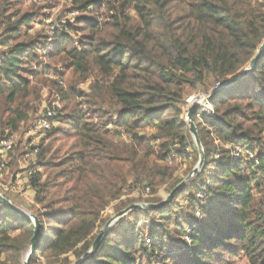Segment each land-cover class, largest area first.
Here are the masks:
<instances>
[{
	"label": "trees",
	"instance_id": "16d2710c",
	"mask_svg": "<svg viewBox=\"0 0 264 264\" xmlns=\"http://www.w3.org/2000/svg\"><path fill=\"white\" fill-rule=\"evenodd\" d=\"M45 1L52 10L60 5ZM23 5L0 2V46L13 43L0 64V151L42 101V89L57 86L54 65L62 66L63 115L38 146L35 168L44 173L29 180L45 209L30 264H75L115 215L159 204L162 190L169 195L183 182L169 164L190 147L188 93L209 92L249 66L264 43V0H73L75 23L52 42L30 34L43 9ZM39 48L49 54L42 58ZM87 82L88 95L77 90ZM212 104L214 119L194 117L205 153L198 175L163 209L131 213L151 223L148 235L122 237L119 223L87 264H155L175 250L166 258L174 264H264V54ZM34 231L32 220L0 202V264H24Z\"/></svg>",
	"mask_w": 264,
	"mask_h": 264
},
{
	"label": "rangeland",
	"instance_id": "374dc122",
	"mask_svg": "<svg viewBox=\"0 0 264 264\" xmlns=\"http://www.w3.org/2000/svg\"><path fill=\"white\" fill-rule=\"evenodd\" d=\"M49 4V3H48ZM24 7L31 8L33 6L29 4H24ZM63 6L62 10H66L68 8V5H63V2L60 0V5ZM39 7V6H38ZM60 11H57L55 13L56 17L58 16ZM59 20V19H57ZM40 21L43 20H38L37 23L35 24V27L33 28L34 31H31L30 34L32 36H36L37 34H41L40 32L45 33L48 35L47 31L44 29L43 24L40 23ZM78 37V36H76ZM1 50V49H0ZM46 66V63L43 64ZM56 68L53 76L55 77H61L64 70L63 67L60 65H54ZM243 72V71H241ZM240 72V73H241ZM55 80V79H54ZM60 81L63 82V85H60L57 83V86H50V84L46 87H44L42 90V101L39 104H33L31 107H33V111L29 114V119L27 122L23 123L22 128L20 129L19 132L12 134L9 138H7L8 141L11 142L12 147L10 151L7 153V156L5 158V168L1 167L0 169V193L6 194L8 191H4L2 186H15V190L10 192L12 193L10 198L14 200L15 205L22 211L25 215L27 216H37L38 212L41 214L44 213L45 209L42 206H39L35 202V192L31 189L29 185V174L32 171L33 174L38 172L44 173L42 169H36L34 168V164H36L39 160V155L34 157L33 154L30 152L32 151V147H41L40 140H42L43 136L40 135V132H35L34 128V122L36 119L40 118L42 111L45 109V106H48L49 104L57 103V108L59 109L60 114L63 115V108L64 104L62 103V95L60 91H66L68 90V86L65 83V81L61 78H59ZM215 81L212 80L210 82V87L214 85ZM90 86L91 82H87L85 84H81L77 87V90H80L84 92V94L88 95L91 93L90 91ZM196 92H204L203 89L201 90H196V91H189L188 93V99L193 96ZM231 93V92H228ZM80 104L82 103V109L84 111H90L92 112L93 109H91V105H89L85 99H80ZM70 102H67L65 106H68ZM37 107V109L35 108ZM58 116V117H59ZM61 117V116H60ZM95 120L99 123L100 120L98 117H94ZM60 120V119H58ZM101 125V124H99ZM188 125V123H187ZM189 127V125H188ZM58 125L54 127V129H57ZM108 129L114 130L113 126L110 124L108 126ZM113 131V132H114ZM118 132V131H117ZM121 135L122 139H127V136L124 134V131ZM150 134H153L154 132H149ZM6 134H9L6 132ZM48 134V133H47ZM46 134V135H47ZM115 134V133H114ZM189 135L191 137L190 141V155L185 158L184 155L183 157L178 156V158H175L172 162H170V166L174 168H178V171L176 173V178L179 179H184L183 182L187 179V177L193 172V170L196 168L199 162L200 155L195 153V150H197V146L194 143V138L192 134L189 131ZM120 136V135H119ZM3 147V144H2ZM178 148L177 146L174 148ZM199 153V152H198ZM201 171V170H200ZM198 175V174H197ZM45 180V177H44ZM167 192H164L162 190L160 192L161 198L164 200L168 195ZM142 204V203H141ZM109 214H114L113 206L109 208V210L106 212L104 216H107ZM33 221V220H32ZM120 223L119 227V233L120 235L126 236L127 238L130 236H133L134 232H141L144 233L145 235H148V230L151 226V223L147 221V218L142 216L140 213H134V214H129L125 216L123 219H121L116 225L113 227L115 228L118 224ZM137 224V225H134ZM105 226L101 229V231L104 229ZM112 228V229H113ZM170 246V245H168ZM178 251H173V252H165L160 255V257L156 260V264H174V262L171 260H166L167 257L176 254ZM29 250L27 251V254L25 256V260L28 256ZM158 255H156L157 257ZM174 256V255H173ZM165 260V262H163ZM142 261V260H141ZM140 261V262H141ZM141 264H147L146 259L145 262H141ZM233 264H248L247 260L244 258H238L234 260Z\"/></svg>",
	"mask_w": 264,
	"mask_h": 264
},
{
	"label": "built area",
	"instance_id": "2783aa9c",
	"mask_svg": "<svg viewBox=\"0 0 264 264\" xmlns=\"http://www.w3.org/2000/svg\"><path fill=\"white\" fill-rule=\"evenodd\" d=\"M4 1V0H0ZM23 4H29L31 6L36 5L43 9L45 12V17L43 19L42 23L44 29L47 31L49 36V41L52 42L54 36L58 33V31L62 29L68 30L71 25H74L75 19L78 16V12L76 9L72 7L73 0H62L63 5H68V8L64 11L63 6H58L54 8L53 10L48 7V3L45 0H22ZM57 11H60L58 16L56 17L55 13ZM59 19V20H57ZM76 39V45L79 44V39ZM13 45L12 42L9 43V46ZM2 47L0 46V64L5 60V56L3 55V51H7L8 47ZM38 53L42 56V58H45L49 51L47 49H38ZM43 67H46L43 65ZM53 79H56L57 82L60 85H63V82L59 80L58 77L52 76ZM223 83H218L216 86L211 89L209 92H196L193 96H191L189 99H186V103L183 107V117L186 123H188V115L190 109L197 107V111L194 114V117L196 116L197 119L200 122H206L210 121L215 118V108L212 104L213 101H210L211 96L215 91H217ZM59 109L57 108V103L49 104L48 106H45V109L42 111L40 118L36 119L34 122V128L35 132H40L41 136H45L48 132L52 131L55 126L59 125L58 116H59ZM3 147L0 151V159H2V165L1 167L5 168V158L7 156V153L10 151L12 144L10 141L5 140L3 143ZM190 148L186 150V153L184 154V157L187 158L190 155ZM243 152L242 149H239L235 151V156L239 157L240 154ZM34 155V157H37V154L39 153V148L32 147V151L30 152ZM248 154H251L248 152ZM173 158H178L177 153H173ZM36 167V164H34V168ZM33 172L31 171L29 174V180L33 176ZM4 191H8V195H11L12 191L15 190V186L9 187V186H2ZM3 195V193H0ZM200 198H204L201 194L198 195ZM152 239L148 238L146 240L147 245L152 244ZM156 264V263H155Z\"/></svg>",
	"mask_w": 264,
	"mask_h": 264
},
{
	"label": "water",
	"instance_id": "95a60500",
	"mask_svg": "<svg viewBox=\"0 0 264 264\" xmlns=\"http://www.w3.org/2000/svg\"><path fill=\"white\" fill-rule=\"evenodd\" d=\"M264 54V43L259 48V51L257 52L255 58L251 61L249 66L243 70V72L237 74L227 82H224L222 86L213 93V95L210 98V101H213L221 92H224L230 88H232L234 85L248 77L251 72L257 67L259 62L261 61V58ZM197 111V107H194L190 109L189 115H188V125H189V131L192 134L194 138V143L197 146L200 158L198 165L193 170V172L187 177V179L182 182L179 186H177L161 203L159 204H134L127 209L123 210L122 212L115 215L104 227V229L100 232L97 240L95 241L93 248L89 254H87L83 259L76 262L75 264H87L89 260L98 252L102 242L108 235V233L112 230V228L118 223L121 219H123L125 216L129 215L130 213H133L138 210H145V211H154V210H161L167 205H169L173 199L176 197V195L184 188V186L187 184L188 181H190L195 175H197L200 170L203 168L205 163V153L204 149L199 137V133L197 130V126L194 121V114ZM0 202L3 203L7 208H9L11 211L15 212L16 214L25 217L27 219L33 220L35 231H34V237L32 238L30 245H29V253L26 258V261L24 264H30L31 259L35 255L37 244L40 240L42 228L41 223L39 221V218L37 216H27L25 215L20 209L15 206L11 201H9L7 198H5L2 194H0Z\"/></svg>",
	"mask_w": 264,
	"mask_h": 264
}]
</instances>
